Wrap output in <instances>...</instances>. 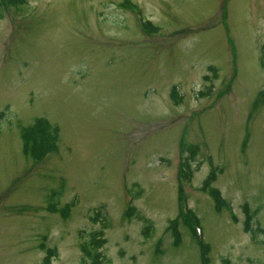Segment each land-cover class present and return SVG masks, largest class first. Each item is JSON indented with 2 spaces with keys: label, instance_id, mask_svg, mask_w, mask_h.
<instances>
[{
  "label": "rangeland",
  "instance_id": "obj_1",
  "mask_svg": "<svg viewBox=\"0 0 264 264\" xmlns=\"http://www.w3.org/2000/svg\"><path fill=\"white\" fill-rule=\"evenodd\" d=\"M10 4L0 264H84L98 239L101 264H264V0ZM40 119L58 140L26 151Z\"/></svg>",
  "mask_w": 264,
  "mask_h": 264
},
{
  "label": "trees",
  "instance_id": "obj_2",
  "mask_svg": "<svg viewBox=\"0 0 264 264\" xmlns=\"http://www.w3.org/2000/svg\"><path fill=\"white\" fill-rule=\"evenodd\" d=\"M24 0H0V13L2 12V8L3 6L5 7V5L10 3H13V5H18V4H22ZM144 26L147 27L148 25H150V23L147 22H143ZM256 103H258L256 101ZM257 104H255L256 106ZM29 132H33L31 133V135L27 134ZM25 134L24 140H25V147L27 148L26 151H28V148L35 153L37 152H45V151H50L54 148L55 143L58 140V129L55 127V125L50 124L49 122H47L44 119H40L38 120L34 126ZM27 137L30 139V147L28 146V140ZM212 195L215 199V201L218 203L219 205V193L216 192H212ZM218 208V207H217ZM130 209L127 210V212H129ZM246 213H248L249 211L246 210ZM183 214V213H181ZM189 215L191 216V220H189ZM189 215L187 214L185 219V223L189 225L190 230H193V226L191 225V223H195V225H198V219L196 218V216H194L191 212H189ZM254 212L252 215H246V220H245V231L247 232H251L254 236L255 231L259 232L261 231L259 226L257 225L256 221L254 220ZM253 223H255V229L251 228V225H253ZM146 229L144 230L145 234H149V230L148 227H145ZM176 232V231H174ZM96 239V238H95ZM176 241H179L178 238L176 237ZM101 240H97L93 245H92V251L89 250L88 252V259L89 262H85L84 264H101V260L103 259L102 254L100 253V249H101Z\"/></svg>",
  "mask_w": 264,
  "mask_h": 264
}]
</instances>
